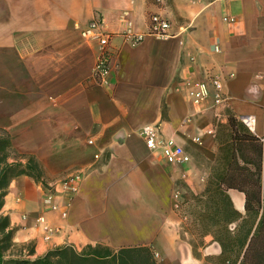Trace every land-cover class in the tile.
<instances>
[{"label": "crops", "instance_id": "obj_1", "mask_svg": "<svg viewBox=\"0 0 264 264\" xmlns=\"http://www.w3.org/2000/svg\"><path fill=\"white\" fill-rule=\"evenodd\" d=\"M152 14L169 20V37L150 33ZM95 18L111 34L101 85L91 79L98 45L80 37ZM129 27L141 36L136 45L122 36ZM212 77L225 103L213 107L209 87L193 105L189 83ZM226 111L251 117L264 143V0H0V131L57 191L58 208L45 212L40 183L18 176L9 184L2 213L13 242L34 245L31 260L100 244L148 246L159 264H196L179 237L178 207L203 192L217 156L215 121L226 123ZM156 124L189 163L170 165L146 147L139 131ZM75 173L82 179L65 206L56 185ZM227 194L244 215V194Z\"/></svg>", "mask_w": 264, "mask_h": 264}, {"label": "trees", "instance_id": "obj_2", "mask_svg": "<svg viewBox=\"0 0 264 264\" xmlns=\"http://www.w3.org/2000/svg\"><path fill=\"white\" fill-rule=\"evenodd\" d=\"M148 1L158 4L156 0ZM226 119L224 130L215 135L218 150L208 182L203 192L191 194L187 203V214L191 218L189 231L192 235L202 236L200 246H205L204 240L209 236L219 244L221 255L230 251L239 258L243 254L245 263L246 257L264 242V143L229 111ZM9 149L10 140H0V264H159L148 246L124 247L113 251L100 244L81 250L65 245L31 260L35 253L34 245L13 242L15 229L10 226L8 216L2 213L4 198L11 180L18 176H27L44 188H47V182L34 158H29L25 164L9 163ZM229 189L244 194V215L233 207L227 194ZM248 214L254 220L242 233L239 221ZM231 225L237 229L232 232L233 235L229 231ZM179 237L186 242L180 228ZM187 243L196 257L198 244ZM11 247L19 248L18 253L5 255Z\"/></svg>", "mask_w": 264, "mask_h": 264}, {"label": "built area", "instance_id": "obj_3", "mask_svg": "<svg viewBox=\"0 0 264 264\" xmlns=\"http://www.w3.org/2000/svg\"><path fill=\"white\" fill-rule=\"evenodd\" d=\"M156 1L157 3H161L162 0ZM170 28V22L167 18H164L160 14L151 15L149 28L151 34L160 38H166L170 36ZM122 36L129 40L132 45H136L141 40V36L134 33L130 27L123 32ZM80 37L83 40L95 41L97 43L98 54L93 65L91 79L93 83L99 85L105 84L106 77L112 68V52L109 45L111 34L104 31L101 20L95 18L86 27L81 29ZM209 87L212 89L213 107L219 108L225 103L226 98L223 92V85L218 78L212 77L209 79L208 85L204 83H189V98L193 105L200 106L208 99L210 95ZM249 119L251 117H244L241 121L248 128H251L254 124L247 123L246 120ZM139 133L146 147L150 150H159L168 164L183 166L190 162V156L174 139L163 137L158 124L145 126L140 129ZM193 141L197 144L201 143L198 137L193 138ZM81 179L82 175L75 173L57 183L56 187L59 190V194L65 199V206L69 205L71 199L77 193ZM56 192L53 187H47L41 191L40 201L45 212L54 211L58 208V205L55 203ZM61 214L65 216L66 210H63ZM40 221L41 218H38L37 222Z\"/></svg>", "mask_w": 264, "mask_h": 264}, {"label": "rangeland", "instance_id": "obj_4", "mask_svg": "<svg viewBox=\"0 0 264 264\" xmlns=\"http://www.w3.org/2000/svg\"><path fill=\"white\" fill-rule=\"evenodd\" d=\"M152 1H155V0H152ZM227 112L228 111L225 112L226 116H227ZM241 123L247 129H249L242 121ZM226 124L227 123H222L221 121H215V125H214L215 135L217 133L219 135L226 127L225 126ZM225 132L226 131H224V133ZM9 136H10V133L6 131H0V140H10ZM8 153H9V159H8L9 163L20 162L22 164H25L29 158H34L32 156L17 153L16 151L12 150L11 143H10V149ZM209 172H211V168ZM207 182H208V179L206 180L205 185L207 184ZM188 201L183 204H180L178 207V213H179L181 222L177 230L179 232V228H180V231L183 234V237L186 240V243L194 242L198 244L197 248H195V252L197 255L195 257L193 256V249L191 245L187 243L191 251L193 260L195 261L196 264H256L257 262L264 264V242L260 243L257 249L254 252L250 253L248 257H246L247 260L245 261V263H243V256H242L243 254L239 258L236 257L235 253H231L230 251L226 252V254L224 255H221V248L219 244L213 241L212 238L209 236L206 237L204 240L205 246L203 247L200 246L199 243L202 241V238H201L202 236L192 235L191 232L189 231L191 218L187 214ZM253 220H254L253 216L251 214H248L247 217L239 221V223L242 224V230H243L241 231L242 233H244L246 228L250 226V224H252ZM182 226L184 227L183 229L181 228ZM236 230L234 229V225H231L229 227V231L231 232V235H233L232 232L233 231L236 232ZM209 245H212L215 248V250H211L210 253L207 254V252H205V248ZM9 250L10 252H7L5 255H9V254L16 255L19 251V248L11 247Z\"/></svg>", "mask_w": 264, "mask_h": 264}, {"label": "bare ground", "instance_id": "obj_5", "mask_svg": "<svg viewBox=\"0 0 264 264\" xmlns=\"http://www.w3.org/2000/svg\"><path fill=\"white\" fill-rule=\"evenodd\" d=\"M246 118V117H245ZM247 121V123H250V124H254V120L251 118V119H249V120H246Z\"/></svg>", "mask_w": 264, "mask_h": 264}]
</instances>
